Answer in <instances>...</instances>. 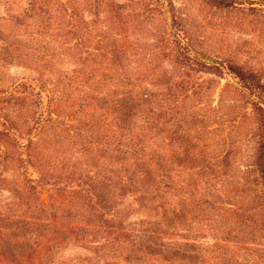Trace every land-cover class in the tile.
<instances>
[{"label":"rangeland","instance_id":"rangeland-1","mask_svg":"<svg viewBox=\"0 0 264 264\" xmlns=\"http://www.w3.org/2000/svg\"><path fill=\"white\" fill-rule=\"evenodd\" d=\"M261 151L264 0H0V264H264Z\"/></svg>","mask_w":264,"mask_h":264},{"label":"trees","instance_id":"trees-1","mask_svg":"<svg viewBox=\"0 0 264 264\" xmlns=\"http://www.w3.org/2000/svg\"><path fill=\"white\" fill-rule=\"evenodd\" d=\"M236 74L242 79V80H245L247 79V74H245L243 71H240L238 70L236 72ZM144 98V97H142ZM131 107L128 108L127 106H123L122 107V111H121V114H122V118L124 117V123L127 119V117L129 116V113L131 112ZM124 129V128H122ZM128 138H126V140H132V142L134 143L133 147H137L138 148V145L140 144V142L138 141L137 143V140H134L132 137H129L127 136ZM140 155V157L138 156ZM135 159L137 161L139 160H142L143 162H146V164L150 167L152 174H155V176H158V177H168L166 172H165V166L163 165V158L164 156L160 155L159 158L149 154V153H146L144 151V149H137L135 151ZM161 158V159H160ZM258 161H260V166H261V169L263 171V174H264V151H261L260 152V155L258 156ZM137 166H140V163L137 162L136 164ZM149 230H144L142 234L139 233L138 237H139V240H140V243H142V245L144 247H147V245L149 244V240H146L145 237L148 235Z\"/></svg>","mask_w":264,"mask_h":264}]
</instances>
